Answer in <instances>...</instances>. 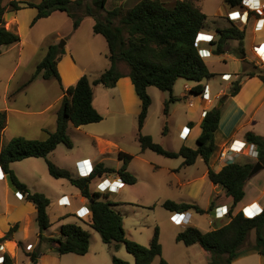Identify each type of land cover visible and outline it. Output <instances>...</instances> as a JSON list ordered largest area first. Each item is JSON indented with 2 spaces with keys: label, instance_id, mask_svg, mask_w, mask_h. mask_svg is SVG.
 I'll use <instances>...</instances> for the list:
<instances>
[{
  "label": "trees",
  "instance_id": "16d2710c",
  "mask_svg": "<svg viewBox=\"0 0 264 264\" xmlns=\"http://www.w3.org/2000/svg\"><path fill=\"white\" fill-rule=\"evenodd\" d=\"M108 0H41L38 4L26 1L12 0L7 8L0 4V54L2 47L18 43L17 34L5 28L4 14L6 9L18 11L25 8H35L37 15L32 21L47 18L53 12H64L73 22V29H77L86 16L94 19L93 32L99 34L108 44L109 67L93 80L87 75L82 76L74 86L62 90L59 109L56 116V128L53 132H47L45 139H26L13 137L6 145L0 148V168L8 177L11 187L15 192H20L26 202L31 203L36 211V223L39 228L38 244L43 241L54 243V251L58 255L75 254L86 255L89 250L90 234L75 224H63L59 227L58 237H43L42 232L50 227L47 214L49 206L48 198L39 192H32L22 183L10 168V164L28 158L45 159L47 171L54 179H65L75 187L80 195L88 200V214L84 218H78L83 225L89 226L100 235L102 243L113 251H117L123 245L126 252L133 256L134 264H152L155 258H159L158 264H169L162 258V247L159 242V231L155 228L148 247H144L126 238L121 214L115 209L118 204L110 203L105 194L91 192L89 185L97 177L116 173L126 185H134L136 178L127 170L133 156L124 152H118L117 157L121 166L114 170L96 164L93 173L86 178H74L66 169L59 168L51 163L47 156L58 145L66 148L73 147L72 140L67 134V126L71 123L74 127L99 123L102 116L92 105L93 87L102 86L106 89L114 88L122 77L118 64L123 62L128 68L134 90L141 102L140 113L137 118V141L140 151H152L169 159L182 158L183 166L193 165L198 158L208 166L210 156L214 150V134L218 128L221 109L215 107L206 111L201 122V133L197 139V148L190 149L182 146L179 151L173 152L164 149L153 142L149 135H142L141 130L151 105V98L147 92L149 87H154L162 92L169 93V99L165 103L164 113H167L168 104L177 101L172 95L173 87L177 80L195 82L197 85L191 89V93L200 94L199 85L203 80H209L215 76L210 72L204 60L198 53L195 39L207 26L208 18L202 12L195 0H176L172 6L161 0H140L132 8L122 15V8L106 10ZM243 0H224L229 9L240 7ZM120 17L118 24L114 21ZM245 27H239L233 23L225 28L215 30L217 39L211 42L212 53L221 55L224 47L230 41L237 42L235 54L245 63V51L243 42ZM63 54V49L58 45L48 47L44 58L37 64L34 73L27 84L37 77L43 80L55 79L58 82L59 75L57 64ZM244 76L258 77L264 83V75L244 68ZM240 90V82L235 80L230 86V97L237 95ZM226 96L220 99L224 102ZM6 127L5 114L0 113V135ZM247 143L256 146L258 156L256 162L264 167V137L252 132L245 134ZM229 163L215 172L209 166L207 170L208 180L224 190L229 208L225 216L227 222L211 231L202 232L194 227H187L179 232L175 241L189 247L195 244L209 254L208 264H231L242 251L249 233L254 231V248L264 257V206L261 212L246 218L241 211L234 213L238 203L245 195V185L249 179V173L256 163ZM91 201V202H89ZM223 203L216 198L203 210L192 203H175L164 201L162 207L171 213H183L194 211L199 214L210 213L214 206ZM15 224L0 238V243L12 239L17 231ZM31 264L38 262L37 248L27 253ZM112 264H127V262L111 255ZM3 264H13L9 254L4 255Z\"/></svg>",
  "mask_w": 264,
  "mask_h": 264
},
{
  "label": "rangeland",
  "instance_id": "374dc122",
  "mask_svg": "<svg viewBox=\"0 0 264 264\" xmlns=\"http://www.w3.org/2000/svg\"><path fill=\"white\" fill-rule=\"evenodd\" d=\"M118 1L119 0H111L107 4L106 10L121 8L116 7ZM198 1L208 18L207 26L204 30H202L203 32H213L217 28H224L222 25H225V27L230 25L226 19H221L217 16L220 12L219 10L222 8L223 10L228 11V7L225 5L224 0ZM127 10H121L122 15H124ZM5 16L6 19H8L11 14L6 13ZM119 19L120 17L115 19V25L118 24ZM19 21L20 24L18 22L17 24L21 25V31L25 42H28V39L31 36L32 39L37 38L40 33L47 32L53 26V24H40L37 29L32 31L30 29L31 20H28L27 22L26 18H23V15H20ZM29 29L31 30L30 33ZM27 33L28 36L25 39V35ZM263 34L264 32L255 34L251 30V25L249 24L247 26L243 44L244 49L246 50V60L244 64L235 54V46L237 44L235 41H232L231 46L229 45L231 51L228 52V55H213L211 59H205V61L208 62L210 70L215 73V76L210 80H203L200 82L199 85L201 89H203L207 84L209 85L211 93L222 90V92L227 94L230 92L231 83L235 80H240V78L233 79L234 74H238L239 76L244 75V68L264 75V66L256 63V58L249 52L250 49H254V44H258V41L264 40V37H260L263 36ZM213 35H215V33ZM61 42H65V40H58L56 45L59 46ZM226 45L228 47V43ZM226 45L225 48H227ZM24 50H26V48H24ZM200 51H202V49H200ZM39 57L40 55L35 56L34 59L32 58V61L18 68L13 82H15L18 77L29 75L31 73L30 71H32L33 61L38 60ZM118 67L121 71H128L127 66L123 62L119 63ZM225 71L230 72L232 76L230 81L224 82L220 79V75ZM10 74V63H7L6 59L4 60L0 58V104L1 92ZM49 84L56 86V81L50 80ZM196 85L197 83L195 82L179 79L174 85L172 91V95L178 96L179 99L168 104V112L166 115L164 113V107L165 103L169 99V93L159 91L158 89L152 87L151 90L155 95H152V98L150 97L151 105L148 109L145 126L141 130V134L149 135L154 143L159 144L166 150L177 151L180 143L179 140L182 138L180 132L177 130V126L185 120V114L188 106V100L183 97H188L189 93L185 91L184 87H195ZM228 85L229 90L227 89ZM50 92L53 91L50 90ZM38 95L39 92L34 91L33 93V91H30L27 98L19 99L17 102L18 104H22L23 100H26L31 106L32 110H30V112L34 113V111H40L42 108V101L37 98ZM52 95L53 93H51L49 98L52 97ZM212 101L214 106H217L218 102H221L220 100H213V95ZM32 115L33 114L23 118H16L15 116L10 115L9 131L5 136L10 133H18L19 135L24 136V138L26 137V139L40 140L45 138L47 134H44V132L38 129V126L45 122L44 118L42 116ZM49 118L50 112L47 118L48 122L50 120ZM262 124L264 125V123ZM70 128H72L70 135L73 147L68 149L64 145H60L47 156V159L54 165L58 164L62 166H70L73 164L74 160L81 157L91 155L95 158L98 156V149L93 143V140L87 138L86 136V134L90 132L100 137L102 144L104 145L103 148L105 149V152L102 158L104 159L106 166L111 168L118 167L121 163L117 157L119 151L132 155L133 159L128 166V171L136 178V183L129 187L123 185L117 196L111 195L108 192L105 193L107 200L110 203H119L122 201L124 203L137 205H126L116 209L122 214L123 228L128 240L134 241L144 247H148L154 229L158 228L160 244L162 246V258L166 260L164 258L165 256L171 264H185V259H187L189 255V247L175 241L177 231H181L183 228L175 227L171 221L173 213L165 210L162 207V202L165 200L194 201L201 207H205L214 191L212 187L213 184H211L208 178L202 179L203 172L206 170L205 164L197 161L191 166H182V158L169 159L149 150L140 152V147L137 141V120L134 118L129 120L127 119V121L125 120L122 123L119 122V119L113 120L112 118H107L99 123L81 126L77 129L79 130L77 132H73L74 127ZM7 143V140H5V145ZM84 160L87 161L88 159ZM11 170L14 172L16 177L29 188L30 191L44 194L50 202V205L47 208L50 227L42 232L43 237L52 238L58 236L59 227L63 224L70 223L79 225L83 230L90 234L89 250L86 255H57L53 249V246L55 245L54 243L43 241L41 244H38V236L36 238V233H38L39 228L34 220V216H32L33 219L29 224V229L27 227L28 224H25V227L28 229L27 236L23 238L24 234L22 231L17 232L14 235L16 240H23L16 241L17 248L15 254V264H31L27 253L31 252L32 249H36V247L38 250V264H112V254L127 262V264H134L133 256L126 252L123 245H120L117 251H113L107 245L102 243L100 235L97 232L83 225L75 215L70 214L63 219H59L63 210L58 209L56 204L57 198L63 194H67L78 199L79 192L66 180L52 178L47 171L45 159L28 158L19 162H14L11 164ZM1 174L2 173L0 171V181L5 178L9 184L8 186L11 187L8 177L6 175L2 177ZM113 178V175L109 176L110 180ZM99 181L100 179L92 182L90 188L96 189V184ZM193 183L196 184L193 185ZM189 188L191 189V192L194 193L193 195H196L195 200L188 197L187 194L190 192ZM244 191V198L238 207L248 204L253 198H260V203L264 201V167L263 170H260L253 175L251 180H248ZM13 192V188L11 187L8 194H6L4 184L2 182L0 183V223L3 221L4 214L8 216L6 212L7 210L10 211V213L13 210L14 215L17 216L24 213L18 210L19 205L17 200L19 199ZM220 195L221 197L219 196L218 198L224 200V193H221ZM214 200H216V198H214ZM22 204L24 203L22 202ZM78 205L79 204L76 201L72 207L66 206V208H64V212L73 213L74 209ZM245 208L246 209L243 210L246 215H249L247 217L253 216L259 211L257 205L253 207L247 205ZM234 212L236 213V209ZM193 214L195 213L193 212ZM209 219H211L210 213L195 215V222L201 229H209L207 224ZM253 243H255L254 231H251L244 244L241 246V250L249 248ZM195 248H200V246L196 245ZM52 249L55 253L53 256L56 258L51 259L47 255L50 254ZM199 258L200 256L197 254L192 255V260L196 264H198ZM206 261V258L201 259L200 264H208ZM158 263L159 258H155L152 262V264Z\"/></svg>",
  "mask_w": 264,
  "mask_h": 264
},
{
  "label": "crops",
  "instance_id": "0c3cea01",
  "mask_svg": "<svg viewBox=\"0 0 264 264\" xmlns=\"http://www.w3.org/2000/svg\"><path fill=\"white\" fill-rule=\"evenodd\" d=\"M12 0H0L1 6H4L7 8L8 3ZM17 1H26V2H31L34 4H38L41 0H34V1H27V0H17ZM75 1V0H71ZM111 0H108L106 3V8L107 4ZM140 0H119L116 7H121L122 9H130L132 8L135 4H137ZM162 2L166 3L167 5L172 6L176 0H161ZM264 2V0H262ZM195 3L202 12L206 15V13L203 11L202 6L200 5L198 0H195ZM226 5V4H225ZM227 6V5H226ZM219 10L220 12L217 14L218 17L221 19L224 18L228 12L231 11V9L228 8L227 10ZM222 11V12H221ZM9 13L11 16L6 19L5 14ZM222 13V14H221ZM4 14V22H5V28L9 31H12L13 33L17 34L20 38L18 43L12 44V45H5L2 47V51L0 54V58L6 59L7 63H10L11 67V74L7 78L5 82V86L1 92V104H0V113L5 114V120H6V127L3 131V133L0 135V148L5 145V140L9 142L13 137H24L22 135H19L18 133L13 134L10 133L7 136L6 133L9 131V118L11 116H15L16 118H23L27 117L31 114L32 116H42L45 120L44 123L40 124L38 126V129L44 134H47V132H53L56 128V116H57V111L59 109V104L60 100L63 96L61 87L64 89H67L68 87L74 86L76 82L84 75H87L90 80L95 79L98 77L103 71H105L110 63L107 58L108 55V44L104 37H102L99 34H95L93 32V26H94V19L90 16H86L82 19L79 27L77 29H73V22L72 20L64 13V12H53L50 16L47 18L40 19L36 21L34 24H32L33 19L37 15V10L35 8H25L21 9L18 11H9L6 9V12ZM20 15H23V18H26V21L31 20L30 22V29L34 31L37 29V27L42 24H53V26L47 31V32H42L38 35L37 38L32 39V36L28 39V42L24 41L22 31H21V25H19V17ZM207 16V15H206ZM264 18V14L262 16ZM227 21V20H226ZM17 22L19 24H17ZM228 22V21H227ZM229 23V22H228ZM251 25V30L253 33L258 34L261 32H264V26L263 29L260 32H255L253 30V24L250 22ZM225 28V25H222ZM29 29V33L30 30ZM211 35L215 33V30L213 32H207ZM34 35V34H32ZM216 35V33H215ZM213 35L214 40L217 39V37ZM28 33L25 35V39L27 38ZM52 37V38H51ZM260 37H264L260 36ZM64 39V45L62 47L63 49V54L61 55L60 60L58 61L57 64V72L59 75V80L58 82L55 79H50V80H55L56 81V86H53L50 83V80H43L41 77H37L34 81L31 83L27 84V81L31 77V75L34 73L35 68L37 64L44 58L47 49L51 45H56L58 40ZM264 42V40L258 41V43ZM231 42L228 43V47L223 55H228L231 51ZM237 43V42H236ZM257 43V42H256ZM244 44V42H243ZM230 45V46H229ZM255 45V44H254ZM227 46V45H226ZM237 46V44H236ZM235 46V48H236ZM244 47V45H243ZM26 48V50H24ZM202 49V51H200ZM236 50V49H235ZM198 51H200L201 57L206 63L208 69L210 72V67L208 65V62L205 61V59H211L212 56L214 55L212 53L213 51V46L208 43H202L199 44ZM233 51V50H232ZM245 51V60H246V50ZM251 54H253V50H249ZM40 55L39 59L36 61H33L32 65V71L29 75L22 76L16 78V81L13 82L15 73L17 72L18 68L23 66L24 64L32 61L35 56ZM33 56V57H32ZM254 56V55H253ZM33 58V59H32ZM241 62L242 59H241ZM250 62V61H248ZM244 64V62H243ZM119 69V67H118ZM119 71L122 73V77L117 81L116 85L114 88L111 89H106L103 88L102 86H94L93 87V100H92V105L96 109L98 113L101 114L102 120L112 118L113 120L119 119V122L122 123L127 119H136L138 118V115L140 113L141 109V102L138 96L135 93L134 86L132 85V82L130 78L128 77V71ZM213 73V72H212ZM230 74V72H223L222 74ZM215 74V73H214ZM221 74V75H222ZM220 75V79H221ZM231 75V74H230ZM240 82V90L237 93V95L230 97L228 96L229 93L225 94V92L220 91H214L211 93V90L209 88V85H205L204 88H207V96L209 100H205L201 97L200 94H194L191 93V89L194 87H188L185 86L184 89L187 91L189 96H184V99L188 100L187 103V112L185 114V120L180 123L177 126V130L181 134V139L179 140V148L177 151L182 146L188 147L190 149H196L197 148V139L201 133V122L203 119V113H206V111L214 108V104L212 101V95H213V100H220L222 97L226 96V99L224 102H222V105L220 107L221 109V114H220V120L218 124V128L214 134V150L212 155L210 156L208 166L215 172H218L221 170L223 166H225L228 162H221L218 159V154L220 151L227 149L229 144L233 140L237 141H246L245 140V134L247 132H252L255 135H260L264 137V83L256 76L254 77H248V76H239L238 74H234L233 79H238ZM232 79V80H233ZM210 80V79H209ZM178 81V80H177ZM176 81V82H177ZM13 82V83H12ZM227 82V81H224ZM176 84V83H175ZM230 85V83H229ZM229 85L227 86V89L229 90ZM56 87V88H55ZM154 88V87H153ZM203 88V89H204ZM152 87H149L147 89V92L149 93L150 97L152 98V95H155L154 92H152ZM202 89V90H203ZM52 90L53 92H50ZM30 91L39 92V95L37 98L41 99L42 101V108L40 111H34V113H31L30 110L31 106L29 102L26 100H23L22 104H18L17 100L19 99H24L27 98L30 94ZM51 93H53L52 97ZM174 96V95H173ZM177 100L179 99L178 96H174ZM196 97V98H195ZM194 100V102H193ZM50 112V120L48 122V116ZM168 112V110H167ZM167 113H165L166 115ZM169 117V116H168ZM90 125V124H88ZM145 126V121L144 125ZM74 127L71 123L68 124L67 126V134L71 139L70 133L72 132V128ZM81 127V126H80ZM78 127V128H80ZM78 128L74 127L73 132H77ZM143 129V128H142ZM87 138L92 139L93 143L95 144L96 148L98 149V156L93 158L91 155L85 156L78 158L74 160L73 164L70 166H62L58 165L59 167L65 168L68 170L71 174L72 177L74 178H79V174L76 170L75 164L80 161H84V159H88L89 163L91 166H95L96 164L103 163L104 166V159L102 158L104 156L105 149L103 148L102 141L100 137L96 136L92 132L86 134ZM26 138V137H25ZM46 138V137H45ZM43 138V139H45ZM42 140V139H40ZM98 142V144H97ZM250 145V144H249ZM60 146V145H58ZM57 146V147H58ZM254 146V145H253ZM256 148V146H254ZM254 147L248 148L245 151H243L241 154L234 156V155H229V158H233V161L231 163H236V162H241V163H254L256 159L251 156L253 153V150L255 149ZM170 151V150H169ZM173 151V152H177ZM53 152V151H52ZM122 152V151H119ZM142 152V151H140ZM130 155V154H129ZM203 162L202 159L198 158L196 160ZM183 162V159H182ZM195 162V163H196ZM194 163V164H195ZM204 163V162H203ZM13 164V163H12ZM130 164V163H129ZM128 164V166H129ZM205 164V163H204ZM121 166V163L118 165L116 168H112L114 170H117ZM183 166V165H182ZM208 166L205 164L206 170L203 172L202 179L207 178V170ZM109 167V166H106ZM11 168V164H10ZM111 168V167H109ZM128 170V167H127ZM1 171V176L3 177L4 174L0 168ZM113 175L114 178L112 180L109 179V176ZM118 178V175L116 173L113 174H107L103 175L101 177H97L93 179L90 183L99 180L98 183H101L102 181L106 180L103 186H105L106 183H111L116 181ZM120 178V177H119ZM252 177H250L248 180H251ZM65 180V179H62ZM67 181V180H66ZM3 183L6 189V194L10 191L11 187L8 186V182L6 181L5 178L0 181V183ZM68 182V181H67ZM248 182V181H247ZM69 183V182H68ZM97 183V184H98ZM96 184V186H97ZM196 183H193L195 185ZM212 184V183H211ZM89 185V189L91 192H98L97 189H91ZM125 186H132V185H126ZM72 186V185H71ZM189 186V185H187ZM246 186V185H245ZM213 195H211V198L208 202V204L205 207H201L200 205L196 204L194 201H172L175 203H192L197 205L203 210H207L209 205L213 202L214 198L221 197V193H224V190L216 185H213ZM75 188V187H74ZM96 188V187H95ZM13 193L15 195V190L13 189ZM78 191V190H77ZM188 192V197L193 198L194 200L196 199V195H193L194 193L191 192V189L189 188ZM79 192V191H78ZM119 192V191H118ZM117 193H110L111 195L117 196ZM40 193V192H39ZM105 194V193H102ZM106 195V194H105ZM66 196L67 200L69 202L68 207H72L73 204L77 201L79 204L75 209L73 213L64 212L63 206L58 205V199L61 197ZM225 197V193H224ZM222 199L223 203L217 204L214 206L213 210L210 212L211 214V219L207 221V224L209 226V229H201L197 226L195 222V215L199 214L196 213L192 210L187 211L190 215V224L187 227H194L199 229L202 232H208L214 229L215 227H219L227 222V219L225 217L223 218H218V216L215 213V208L218 206H229L228 203L226 202L227 200ZM260 198H253L248 204H245L242 207H238L240 203L236 206V212L241 211V209L245 208V206L253 205L256 204L259 210H262L264 206V201L262 203L259 202ZM18 201V210L24 212L20 214V216L14 215V211L12 210L11 213L10 211H6L8 216L4 214L3 221L0 223V238L5 235V233L10 229L11 226L17 224L18 228L17 231L13 234L12 239L8 241L1 242L0 244L2 245L4 251L10 255V257L13 260V264H15V254H16V241H23L22 239H15L14 235L17 232L22 231L23 232V238L27 236V232L29 229V224L32 222V219L34 216V220L36 221V211L34 206L31 203H28L24 201V198L22 200H17ZM167 201V200H165ZM170 201V200H169ZM22 202L24 204H22ZM164 202V201H163ZM162 202V203H163ZM20 203V204H19ZM56 204L58 206V209L63 210L62 214L60 215L59 219H63L67 217L70 214L75 215V212L82 208L85 207L87 209L88 207V200H86L84 197H82L79 193L78 199L75 198L72 195H67L63 194L60 197L57 198ZM118 204L115 209L121 208L126 205H133L130 203H124L120 201L119 203H114ZM50 205V203H49ZM137 206V205H133ZM49 207V206H48ZM47 207V208H48ZM229 208V207H228ZM16 211V209H15ZM193 212L195 214H193ZM260 212V211H258ZM10 213V214H9ZM13 213V214H12ZM120 213V211H119ZM235 213V212H234ZM48 214V213H47ZM121 214V213H120ZM205 214V213H203ZM200 215V214H199ZM122 216V214H121ZM7 217V218H6ZM49 217V216H48ZM123 221V218H122ZM212 222V224H210ZM25 224H28V229L25 227ZM71 224V223H70ZM215 224V226H214ZM76 225V224H75ZM79 226V225H78ZM89 229H91L89 226H86ZM179 227V226H175ZM187 227H184L182 230L186 229ZM182 228V227H179ZM92 230V229H91ZM181 230V231H182ZM177 231L176 235L181 232ZM39 234L36 233V238ZM126 234V233H125ZM58 237V236H56ZM160 242V238H159ZM8 243H13L14 247L12 250H10V247L8 246ZM180 243V242H178ZM7 245V246H6ZM196 245L189 246V255L188 258L190 259H185V264H196L192 260V255L197 254L200 256L198 264H200V260L206 258V262H209V254L204 251L201 247L200 248H195ZM200 246V245H199ZM9 249H8V248ZM162 247V246H161ZM37 248V247H36ZM33 251V249L31 250ZM55 253L52 251L49 256L51 259L56 258L54 257ZM58 255V254H57ZM67 255V254H65ZM75 255V254H73ZM44 256V255H43ZM79 256V255H78ZM164 258L170 263V261L164 256ZM59 259V258H57ZM38 264V262H37ZM171 264V263H170ZM231 264H264V257L260 255L257 250L254 248V243L252 246H250L247 249H243L237 256L236 258L232 261Z\"/></svg>",
  "mask_w": 264,
  "mask_h": 264
},
{
  "label": "built area",
  "instance_id": "2783aa9c",
  "mask_svg": "<svg viewBox=\"0 0 264 264\" xmlns=\"http://www.w3.org/2000/svg\"><path fill=\"white\" fill-rule=\"evenodd\" d=\"M264 14V2L262 0H243L242 4L240 7L231 9L230 12H228L225 16V19L229 23H233L239 27H245L249 25L251 22L253 24V30L255 32H260L263 29L264 26V18L262 17ZM214 41V37L211 34H208L207 32L201 31L198 33L196 39H195V44L199 47V44L201 43H208L210 44L211 42ZM227 47V46H226ZM228 50L227 48L224 47V52ZM200 57H201V52L198 51ZM253 55L256 58L257 62L260 65L264 66V42H260L258 44L254 45L253 49ZM202 58V57H201ZM232 76L230 74H222L221 75V80L222 81H230ZM201 97L205 100H209L207 96V88L205 87L201 93ZM205 113H203V116ZM254 147L252 144L249 145L246 141H237L233 140L227 149L220 151L218 154V159L223 162H228L227 164L231 163L233 161V158H229V155H234L237 156L241 154L243 151L246 149H250ZM255 148V147H254ZM254 158H257L258 152L257 148L253 150L252 155ZM76 170L79 174V178H86L89 177L93 173L94 167L90 165L89 161L84 160L77 162L75 164ZM106 180L102 181L101 183H98L96 186V189L99 193H117L120 188L124 185V182L118 177L116 181L111 182V183H106L105 186L103 184L105 183ZM15 196L19 200L23 199V195L20 192H16ZM58 205L59 206H68L69 202L67 200L66 196L61 197L58 199ZM256 204L251 205L250 207L255 206ZM247 207V206H246ZM246 209V208H243ZM241 209V212L246 218H252L256 215H258L260 212L255 213L253 216L247 217L249 215L245 214V211ZM228 212L227 206H218L215 208V213L218 216V218H223L226 216ZM88 214V210L85 207H82L78 209L75 212V216L77 218H84ZM190 215L189 213L183 212V213H173V216L171 217V221L175 226L179 227H187L190 224ZM212 224V222H210ZM6 252L4 251L2 245L0 244V264H3L4 262V255Z\"/></svg>",
  "mask_w": 264,
  "mask_h": 264
},
{
  "label": "water",
  "instance_id": "95a60500",
  "mask_svg": "<svg viewBox=\"0 0 264 264\" xmlns=\"http://www.w3.org/2000/svg\"><path fill=\"white\" fill-rule=\"evenodd\" d=\"M64 45V42H61V44L59 45L60 48H62ZM222 103L221 102H218V105L215 106L216 109H220ZM260 170H263V166L262 164H260L259 162H256L252 168V170L250 171L249 173V178L252 177L253 175H255L257 172H259ZM91 202V201H89Z\"/></svg>",
  "mask_w": 264,
  "mask_h": 264
},
{
  "label": "bare ground",
  "instance_id": "6f19581e",
  "mask_svg": "<svg viewBox=\"0 0 264 264\" xmlns=\"http://www.w3.org/2000/svg\"><path fill=\"white\" fill-rule=\"evenodd\" d=\"M7 246V245H6ZM8 246L10 247V250H12L13 249V247H14V245H13V243H8ZM8 248V247H7ZM9 249V248H8Z\"/></svg>",
  "mask_w": 264,
  "mask_h": 264
},
{
  "label": "clouds",
  "instance_id": "9594fccd",
  "mask_svg": "<svg viewBox=\"0 0 264 264\" xmlns=\"http://www.w3.org/2000/svg\"><path fill=\"white\" fill-rule=\"evenodd\" d=\"M203 91V90H202Z\"/></svg>",
  "mask_w": 264,
  "mask_h": 264
}]
</instances>
